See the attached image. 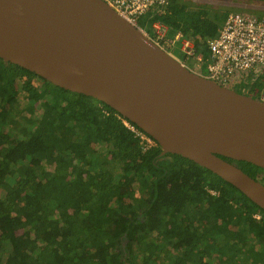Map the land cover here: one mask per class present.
I'll list each match as a JSON object with an SVG mask.
<instances>
[{"label": "trees", "instance_id": "16d2710c", "mask_svg": "<svg viewBox=\"0 0 264 264\" xmlns=\"http://www.w3.org/2000/svg\"><path fill=\"white\" fill-rule=\"evenodd\" d=\"M217 12L171 0L149 14L206 49ZM120 116L0 58V264H264V209L158 143L144 151Z\"/></svg>", "mask_w": 264, "mask_h": 264}, {"label": "water", "instance_id": "95a60500", "mask_svg": "<svg viewBox=\"0 0 264 264\" xmlns=\"http://www.w3.org/2000/svg\"><path fill=\"white\" fill-rule=\"evenodd\" d=\"M0 58L106 103L161 156L193 160L264 209V184L230 161L264 168V102L190 69L104 0H0Z\"/></svg>", "mask_w": 264, "mask_h": 264}, {"label": "built area", "instance_id": "2783aa9c", "mask_svg": "<svg viewBox=\"0 0 264 264\" xmlns=\"http://www.w3.org/2000/svg\"><path fill=\"white\" fill-rule=\"evenodd\" d=\"M104 1L168 52L179 44L181 51L193 58L196 72L228 88H245L250 96L264 102V18L250 13L230 12L217 36L209 39L204 49L181 31L172 34L170 26L159 20H151L147 29L140 25L142 15L152 9L153 12H160L171 0ZM183 63L189 65L186 61ZM120 118L144 151L157 145L158 142L135 123L122 115ZM210 192L217 193L215 190ZM254 217L260 219L261 214L256 213Z\"/></svg>", "mask_w": 264, "mask_h": 264}, {"label": "rangeland", "instance_id": "374dc122", "mask_svg": "<svg viewBox=\"0 0 264 264\" xmlns=\"http://www.w3.org/2000/svg\"><path fill=\"white\" fill-rule=\"evenodd\" d=\"M193 2L200 3L218 10V14H222V18H217L219 24H223L226 17L230 12L238 11L242 13H250L258 17L264 18V0H192ZM154 9L150 10L153 12ZM224 19V20H223ZM151 22L150 14L146 13L139 18L140 25L146 29ZM169 52L181 61H186L188 67L196 71V66L193 64L194 60L191 57H187L180 49L179 44L175 47H171ZM26 80L33 79L30 74L23 73ZM35 79V78H34ZM239 91L249 94V91L245 88H239Z\"/></svg>", "mask_w": 264, "mask_h": 264}, {"label": "flooded vegetation", "instance_id": "af4514ba", "mask_svg": "<svg viewBox=\"0 0 264 264\" xmlns=\"http://www.w3.org/2000/svg\"><path fill=\"white\" fill-rule=\"evenodd\" d=\"M238 92H241V91H239V89H236ZM241 93H243V94H246V93H244V92H241Z\"/></svg>", "mask_w": 264, "mask_h": 264}]
</instances>
